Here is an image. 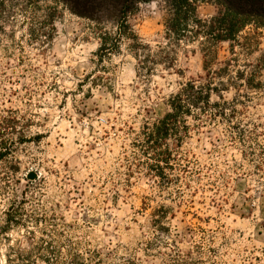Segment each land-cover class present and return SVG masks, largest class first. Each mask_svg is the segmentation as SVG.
<instances>
[{
    "label": "rangeland",
    "instance_id": "rangeland-1",
    "mask_svg": "<svg viewBox=\"0 0 264 264\" xmlns=\"http://www.w3.org/2000/svg\"><path fill=\"white\" fill-rule=\"evenodd\" d=\"M250 5L0 0V264H264V0ZM188 83L210 103L157 158L146 133Z\"/></svg>",
    "mask_w": 264,
    "mask_h": 264
},
{
    "label": "trees",
    "instance_id": "trees-1",
    "mask_svg": "<svg viewBox=\"0 0 264 264\" xmlns=\"http://www.w3.org/2000/svg\"><path fill=\"white\" fill-rule=\"evenodd\" d=\"M229 4H232L238 12L245 13L246 7L251 6L250 0H226ZM254 4V3H253ZM210 91H206L203 88H197L194 84L188 83L186 87H183L171 100L170 111L167 112L161 119L158 120L156 130L146 133V144L151 149H155V155L160 158V148L162 146V140L164 141L178 121L179 117L183 113H188L189 106H197L199 102L209 104ZM187 109V110H186ZM7 149L0 151V159L7 154ZM162 160V159H160ZM160 175V173H158ZM133 264V263H131ZM185 264V263H181Z\"/></svg>",
    "mask_w": 264,
    "mask_h": 264
}]
</instances>
